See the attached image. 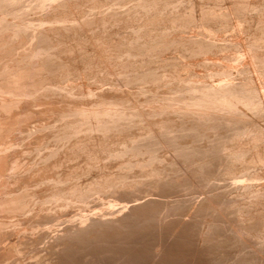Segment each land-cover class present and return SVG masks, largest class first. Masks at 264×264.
<instances>
[{
  "label": "bare ground",
  "instance_id": "6f19581e",
  "mask_svg": "<svg viewBox=\"0 0 264 264\" xmlns=\"http://www.w3.org/2000/svg\"><path fill=\"white\" fill-rule=\"evenodd\" d=\"M263 178L264 0H0L7 264L263 260Z\"/></svg>",
  "mask_w": 264,
  "mask_h": 264
},
{
  "label": "rangeland",
  "instance_id": "374dc122",
  "mask_svg": "<svg viewBox=\"0 0 264 264\" xmlns=\"http://www.w3.org/2000/svg\"><path fill=\"white\" fill-rule=\"evenodd\" d=\"M193 33H195V32L192 31L191 34H193ZM231 34H232L231 31L227 32V35H231ZM243 57H245V59H248V57L246 56L245 53H243ZM202 72L203 71H201V73ZM235 77H237V76H235ZM81 83L84 86L87 87V84H88L87 82H81ZM103 87L104 88H107V87L109 88L111 86L109 84H104ZM34 141L35 140H33L32 143H34ZM262 181H264V178H263ZM220 183H223V182H220ZM141 196H144V195H141ZM196 196H198V198H196V199H199L200 197L203 196V194L198 193ZM106 197L107 198H103L102 201H93V202L91 201L90 202L91 211L92 212L102 211L103 208L108 206V202L110 200L114 199V196H112V195L111 196L108 195ZM186 197H189V192H177V193H175V196H174V198H186ZM153 198H158V196H153ZM145 199L146 198H144L143 200H145ZM81 212H82L81 208H72V209H70V210H68L66 212H63L61 214V216L58 218V220L55 221L56 225L54 227H53V224H46V225L42 226L41 230L43 231L44 229L48 228L49 226H52L54 230L57 229V227H59V229H60V228H62V227H64L66 225V221L68 219L78 216V214H80ZM53 229H51V236H47V237H46V235L44 236L43 232H41V230H40V233H41L42 236L40 235V236L37 237V239H38L37 246H39V249L41 250L40 251V256H45L47 250H49L52 247V245H54L56 243L54 238H52V235L55 233L53 231ZM106 236H105V238H106L107 241H110L112 239L111 234L107 233ZM27 237L28 238H26V236H25L24 240L28 239L26 241H28L29 243H32V241H31L32 240V235L30 236L28 234ZM16 238L17 237L15 235H9V240L8 241H10V239L11 240H15ZM8 241H5L4 244H6V242H8ZM4 244L0 245V264H7V263H9L11 261V260H7V257L3 255ZM111 245L112 244H109V243L106 244V246H111ZM56 248H59V246H57ZM142 254H143L142 251H136L134 249H126V248H120V247L119 248H108V251H103V252H100V253L93 252L90 255V257H88V258H86L83 255H81L79 260H78V264H148V262H149L148 259H147V261L146 260L142 261L143 260ZM48 257L49 256H45L43 258V260H46L45 264L50 263V261L47 260ZM57 259L58 258H56V260ZM196 261L200 262L201 264H207V262H208V260H206L204 258L196 259ZM17 262L19 263V260H17ZM177 263L185 264V261H178ZM23 264H42V263L37 262L36 258L35 259L32 258V259H28V260H26V259L23 260ZM250 264H264V258H263V260L262 259H260V260L259 259L250 260Z\"/></svg>",
  "mask_w": 264,
  "mask_h": 264
}]
</instances>
